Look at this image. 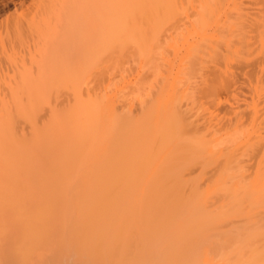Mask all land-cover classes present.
<instances>
[{"label": "rangeland", "instance_id": "1", "mask_svg": "<svg viewBox=\"0 0 264 264\" xmlns=\"http://www.w3.org/2000/svg\"><path fill=\"white\" fill-rule=\"evenodd\" d=\"M158 3L156 6V0H0L1 93L91 89L100 105H109L118 117L131 116L148 129H156L153 141L166 147L168 151H161L168 154L170 164H177V168L166 172L168 183L153 186L159 188L153 189L152 194L160 196L151 203L144 201L152 189L147 185L123 188L115 184L96 189L90 186L92 193L68 186L60 188L65 195L64 206L72 211L69 228L63 227L51 244L38 246L32 252L36 255H29L31 261L37 257L38 264L42 260L43 264L47 260V264H96L95 260L100 258L111 264L119 256L109 258L105 251L117 240L113 243H125L123 249L139 248L141 264H178L181 259L188 264H202L207 252L215 255L216 251H206L207 232L197 216H189V223L182 212H212L216 218L214 206L219 207L222 199L227 201L226 188L236 184L235 179L241 174L248 177L256 161L264 156L258 132L264 123V45L256 34L261 25L249 20L251 0ZM130 30L137 31L139 37L128 36ZM106 34L112 37L106 39ZM98 40L104 42L103 47L97 44ZM252 60L259 61L260 68L250 76ZM215 66L221 71L215 72ZM224 73L231 79V91H221ZM207 80L209 85L205 87ZM219 96L228 109L219 111L218 121L214 123L213 119V124L212 116L209 118L211 105ZM148 113H152L151 118L146 116ZM171 116L174 120L167 119ZM162 117L166 124H161ZM230 119H240L243 126L233 127ZM216 127L219 130L214 131ZM126 129L124 125L118 126L120 132ZM116 136L121 137L118 133ZM183 136L198 146L185 148L178 140ZM205 139L208 146L204 148ZM126 142L130 145L133 138ZM175 148V155L170 156ZM159 160V152L153 154V161ZM82 192L89 198L96 194L98 199L117 195L119 201L110 206L91 205V199H82ZM110 208L127 217L107 226L109 235L100 239L101 248L95 253V247L86 244L93 239L87 233L95 222L89 216L95 219L98 213ZM83 212L84 218H80L78 215ZM180 212L179 217H173L174 221L144 217L166 213L164 218H170ZM137 217L140 219L136 220ZM13 221H5L12 237L0 232L1 264L2 260L5 264L17 263L12 244L21 239L17 236L24 223ZM13 224H20L15 233L10 231ZM96 224L101 221L96 220ZM76 228L82 233L79 238L73 236ZM162 241L164 244L160 245ZM96 242L92 240L90 244ZM90 248L93 254L89 255ZM24 262L30 264L29 260Z\"/></svg>", "mask_w": 264, "mask_h": 264}, {"label": "bare ground", "instance_id": "2", "mask_svg": "<svg viewBox=\"0 0 264 264\" xmlns=\"http://www.w3.org/2000/svg\"><path fill=\"white\" fill-rule=\"evenodd\" d=\"M251 4L252 16L249 20L250 23L261 25L256 34L259 43L264 45V0H251ZM158 5L156 0V6ZM93 29L97 32L96 27ZM128 36L139 37L135 30L128 31ZM111 37L110 34L105 36L106 39ZM96 40L94 39L95 43L92 44L94 51ZM103 41L98 40L97 44L103 47ZM262 64L261 69L264 68V58ZM243 67L245 68V65ZM258 67L260 68L259 61L252 60L248 75L256 74ZM223 69H226V65ZM214 71L218 72L221 69L215 66ZM228 73H224V78L221 77L222 92L225 89L231 91L230 87L233 86L230 85V77L234 76V72H231L232 76L229 74L230 77ZM209 81L204 84L205 87L209 85ZM90 90L62 91L63 93L59 91L22 93L18 90L0 92V232L5 231L8 234L9 228L7 227V230L6 222L14 220L13 223L16 224L23 221L24 227L20 228V235H16L21 239L16 242V238L14 239L16 243L12 242L17 252L14 259L16 264H24L27 260L30 263L32 256L29 255H34L35 253L32 252L38 246L51 244L63 227L69 228L68 221L72 218L70 216L72 211L64 206L65 195L60 192V188L68 186L92 193L93 189L101 186L116 184L126 188L129 185L133 187L147 185L152 189L148 190L144 201L151 203L155 197L159 199L160 196L159 193L152 194L153 189L159 188L153 186L168 183L170 178L166 172L177 168L176 162L170 164L168 154L161 151L166 152V147H163L162 143L157 144L153 141L156 129L149 128V130L145 124L138 122L139 119L135 120L131 116L118 117L109 105L105 104L102 107L101 101L92 96ZM211 107L212 111L209 115V118L212 116L211 123L213 119L216 120L214 123L218 121L219 111L228 109L222 96L217 97ZM151 114L148 113L146 116L151 118ZM167 119L174 120L172 116ZM239 120L230 119L229 123L237 128L243 123ZM161 121V124H166L164 117ZM120 125H124L127 129L118 131ZM259 129L260 140L264 146V123ZM216 130H219V127L214 131ZM208 132L211 133V130ZM117 133L121 136L120 139L116 136ZM111 136L113 137L110 138ZM130 138H133V143L129 145L126 140ZM178 140L185 148L198 146L188 136ZM207 146L205 139L204 148ZM175 150L176 148L169 151L170 156L175 155ZM157 152L160 154L159 162L153 161V154ZM90 174L91 177L86 176ZM235 180L236 184H231L225 190L227 201L222 199L219 207L214 206L217 211L216 218L212 212L205 215L189 209L184 210L182 214L181 212L173 214L170 218H164L167 216L166 213L153 214V216L144 214V217L174 221L176 219L173 217H179L181 214L182 217L187 218L185 221L190 223L188 217L196 215L203 224L204 231L207 232L206 251H216L215 255L207 252L208 255L202 258V264H264V156L256 161L248 177L246 174H241ZM110 195L111 197L104 196L102 199H98L96 194L94 198H89L85 194L81 197L91 199L89 201L94 203L91 205L110 206L119 201L117 195ZM84 214L83 212L78 216L84 218ZM125 217L127 216L111 208L104 209L100 215L98 213L95 219L89 216L92 222L94 220L95 222L93 226L88 227L87 234H91L92 240L97 242L95 244H90L92 240L87 242L88 247H95L93 251L98 253L97 248H101L100 239L109 235L106 232L107 226L109 227L111 223H119ZM96 220L101 221V224H96ZM14 224L10 230L12 233H15L20 225L17 227ZM111 227L113 230L118 229L115 226ZM53 232L57 233L54 235ZM81 234L79 228H76V236L74 234L73 236L79 238ZM149 241L153 242L150 239ZM113 242L107 246L108 251L105 253L109 254V258L119 256V259L112 260L111 264H141V260L138 259L141 253L139 248L135 251L130 247L123 249L125 243L120 242L119 245ZM163 244L162 241L160 245ZM166 246L170 248L171 244ZM88 254H93L91 248ZM34 259H37V262ZM47 261L45 264L48 263ZM95 261L96 264H108L103 262L105 259L101 261L98 258ZM4 262L2 260V264H5ZM31 262L39 263L37 257ZM40 262V264L44 263L43 260ZM188 263L182 259L178 261V264ZM165 264L169 263L165 262Z\"/></svg>", "mask_w": 264, "mask_h": 264}]
</instances>
